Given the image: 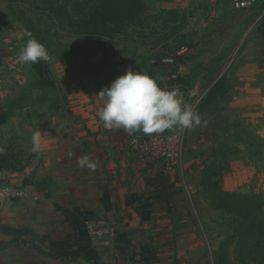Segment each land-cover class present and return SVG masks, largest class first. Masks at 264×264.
Wrapping results in <instances>:
<instances>
[{
    "label": "crops",
    "instance_id": "crops-1",
    "mask_svg": "<svg viewBox=\"0 0 264 264\" xmlns=\"http://www.w3.org/2000/svg\"><path fill=\"white\" fill-rule=\"evenodd\" d=\"M198 3L172 0L161 9L182 13ZM14 35L0 29V54ZM67 69L66 60L50 67L52 95L29 88L22 71L0 75V182L37 197L0 207V264H208L206 235L193 211L210 209L199 198V183L214 157H186L170 173L139 163L127 150L129 134L99 121L102 88L79 82ZM23 95L31 100L22 104ZM36 131L38 153L31 141ZM83 156L94 169L77 163ZM233 167L214 179L219 190L235 191L252 174L242 164L236 172ZM86 216L119 221L114 248L81 237Z\"/></svg>",
    "mask_w": 264,
    "mask_h": 264
},
{
    "label": "rangeland",
    "instance_id": "rangeland-1",
    "mask_svg": "<svg viewBox=\"0 0 264 264\" xmlns=\"http://www.w3.org/2000/svg\"><path fill=\"white\" fill-rule=\"evenodd\" d=\"M61 2L0 0V29L17 34L2 49L5 53L0 58H6L10 52L19 53L30 33L46 47L50 60L22 64L19 71L26 74L29 88H40L49 94L54 87L50 67L66 60L69 75L82 83L107 87L131 69L153 78L163 89L176 86L187 104L198 101L195 111L201 124L186 129L183 160L206 153L214 157L199 183V198L208 202L210 209L203 207V215L193 211L197 228L206 235L208 264H264V246L258 241L262 234L257 237L260 231L250 229L258 217L251 206L258 201L247 199L243 205L240 201L237 208L243 213L241 218L212 206L222 202L214 179L230 166H234V172L241 170L240 164L243 170L249 167L252 174L231 192L264 199V40L258 30V23L264 18V0H257L246 10L234 9L232 0H200L197 8L183 12L177 35L191 34L193 45L183 46L174 83L167 79L170 70L166 66L154 64L160 56L168 58L166 50L177 52L182 48L177 47L174 36L166 41L169 47L158 53L149 51L150 47L140 49L139 39L131 37L128 28L125 33L130 37L123 39L120 0H105L107 22L117 34L105 39L80 32L77 35L79 24L67 21ZM163 3L145 1L146 13L156 14ZM150 24L154 26L153 22ZM3 61L0 60V66ZM1 75L7 73L3 71ZM30 100L23 95L20 102ZM184 198L190 203L186 191ZM222 203L226 207L231 205L228 200ZM199 216L205 219L204 223L199 222Z\"/></svg>",
    "mask_w": 264,
    "mask_h": 264
},
{
    "label": "clouds",
    "instance_id": "clouds-1",
    "mask_svg": "<svg viewBox=\"0 0 264 264\" xmlns=\"http://www.w3.org/2000/svg\"><path fill=\"white\" fill-rule=\"evenodd\" d=\"M28 35L30 38L20 50L18 60L29 65L49 61L46 47L30 33ZM96 97L102 102L97 116L105 129H123L129 135L142 132L151 136L201 124V118L192 106L182 104L183 95L179 89H163L156 80L140 71L127 69L109 86L102 88ZM31 141L32 151L40 152L41 132H34ZM77 163L81 167L95 168L87 156L79 158Z\"/></svg>",
    "mask_w": 264,
    "mask_h": 264
},
{
    "label": "trees",
    "instance_id": "trees-1",
    "mask_svg": "<svg viewBox=\"0 0 264 264\" xmlns=\"http://www.w3.org/2000/svg\"><path fill=\"white\" fill-rule=\"evenodd\" d=\"M145 1L147 0H120V37L127 39L135 35V38L139 39L138 47L140 49L145 50L150 47L149 51H153L154 53L167 49L169 44L166 41L173 36L175 37L174 42L178 44V48L184 45H188L189 47L193 45V39L190 37L191 34L182 33L177 35L181 30L178 20H183V12L178 13L174 9L162 8L156 14H148L144 7ZM160 1L169 3L172 0ZM61 7L64 9L63 15L67 18L68 22L75 25L79 24L77 25L79 30L77 35L80 32L81 34H90L93 37L105 39L117 34L107 22L106 13L108 11L106 10L105 0H62ZM151 22L154 23V26L150 24ZM126 28L130 30V36L125 33ZM258 30L262 32L264 40V18L259 21ZM146 36L149 37V40H146ZM146 41H148V44H146ZM165 54L167 57L173 58L174 62L172 64H163L161 56L154 64H156L155 66L162 64V66H166L165 68L170 70L169 74L174 73L178 68L180 56H177L175 51L170 52L168 50H166ZM217 193L222 202L228 200L231 202V205L230 207H226L222 202H216L212 203V206L215 209L226 211L228 214H234L239 218L243 215L241 210L237 208L240 201L241 205L251 198L258 201L253 202L251 206V209H253L251 211L257 212L258 217L254 218L256 222L253 226H250V229L260 231L257 237H260L261 234L262 237L258 241L263 243L262 245L264 246V199L257 196L247 197L239 192H222L220 190Z\"/></svg>",
    "mask_w": 264,
    "mask_h": 264
},
{
    "label": "built area",
    "instance_id": "built-area-1",
    "mask_svg": "<svg viewBox=\"0 0 264 264\" xmlns=\"http://www.w3.org/2000/svg\"><path fill=\"white\" fill-rule=\"evenodd\" d=\"M257 0H232V6L236 10H246L256 4ZM13 51V50H12ZM184 53V48L178 49L177 56ZM0 66V75L5 73L18 72L23 62L18 60V54L8 53ZM165 64H172L173 58L168 57L162 60ZM178 78L177 72L168 75V81L174 83ZM173 88L177 89L176 86ZM172 88V89H173ZM198 101L189 104L195 110ZM182 104H187L182 99ZM186 129L178 128L175 131H165L162 134L146 136L142 132L129 135L127 140V150L136 160L146 166H161L165 172L180 170L183 163L185 150ZM37 200L36 196L30 195L25 188L16 187L11 184L0 182V207L14 201ZM82 225L79 230L89 244L104 249L114 248L120 234V223L118 220L107 217H89L81 220Z\"/></svg>",
    "mask_w": 264,
    "mask_h": 264
}]
</instances>
